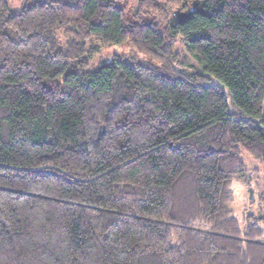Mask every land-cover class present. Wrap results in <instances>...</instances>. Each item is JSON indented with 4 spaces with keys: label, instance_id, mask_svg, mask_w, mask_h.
Segmentation results:
<instances>
[{
    "label": "trees",
    "instance_id": "trees-1",
    "mask_svg": "<svg viewBox=\"0 0 264 264\" xmlns=\"http://www.w3.org/2000/svg\"><path fill=\"white\" fill-rule=\"evenodd\" d=\"M241 151L264 177V0H0V264H264Z\"/></svg>",
    "mask_w": 264,
    "mask_h": 264
},
{
    "label": "rangeland",
    "instance_id": "rangeland-1",
    "mask_svg": "<svg viewBox=\"0 0 264 264\" xmlns=\"http://www.w3.org/2000/svg\"><path fill=\"white\" fill-rule=\"evenodd\" d=\"M30 4L33 0H7L9 9L12 13L18 14L22 6L26 3ZM67 1V0H62ZM103 2H112L116 7L124 10L125 16L131 18L132 14L138 7L139 0H101ZM176 53L184 54L185 50L181 43H177L175 47ZM113 56L121 57L125 62L131 61L147 63L150 59L147 55L137 51L129 44L111 45L101 48V51L89 60L88 66L90 71H95L101 63L107 62ZM191 63V62H190ZM213 83L216 84L215 81ZM241 158L248 169V183L234 182L232 185L233 202L229 208L233 211L236 218L243 226L242 220L249 214L259 215L264 212V177L262 175V167L249 154L241 151ZM251 190V194H250ZM252 195V198L250 197Z\"/></svg>",
    "mask_w": 264,
    "mask_h": 264
},
{
    "label": "water",
    "instance_id": "water-1",
    "mask_svg": "<svg viewBox=\"0 0 264 264\" xmlns=\"http://www.w3.org/2000/svg\"><path fill=\"white\" fill-rule=\"evenodd\" d=\"M190 14V12L188 13V15ZM250 194H251V190H250ZM250 197L252 198V195H250Z\"/></svg>",
    "mask_w": 264,
    "mask_h": 264
}]
</instances>
